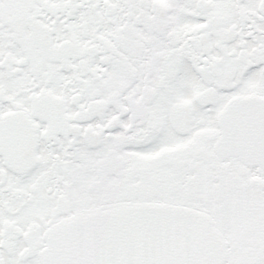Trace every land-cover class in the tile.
I'll return each mask as SVG.
<instances>
[{
  "label": "snow or ice",
  "instance_id": "obj_1",
  "mask_svg": "<svg viewBox=\"0 0 264 264\" xmlns=\"http://www.w3.org/2000/svg\"><path fill=\"white\" fill-rule=\"evenodd\" d=\"M0 264H264V0H0Z\"/></svg>",
  "mask_w": 264,
  "mask_h": 264
}]
</instances>
